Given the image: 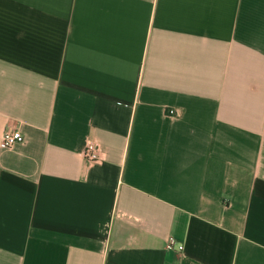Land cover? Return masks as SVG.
<instances>
[{
    "label": "crops",
    "instance_id": "obj_1",
    "mask_svg": "<svg viewBox=\"0 0 264 264\" xmlns=\"http://www.w3.org/2000/svg\"><path fill=\"white\" fill-rule=\"evenodd\" d=\"M16 130L0 264H264V0H0Z\"/></svg>",
    "mask_w": 264,
    "mask_h": 264
},
{
    "label": "built area",
    "instance_id": "obj_2",
    "mask_svg": "<svg viewBox=\"0 0 264 264\" xmlns=\"http://www.w3.org/2000/svg\"><path fill=\"white\" fill-rule=\"evenodd\" d=\"M22 141L23 135L19 130L7 132L2 138L0 146L3 149H13L17 143ZM83 155L84 158L89 162H98L100 160L98 144L94 141L87 142ZM167 247L169 249H176L178 251L183 250V244L178 243L173 238L168 241Z\"/></svg>",
    "mask_w": 264,
    "mask_h": 264
}]
</instances>
